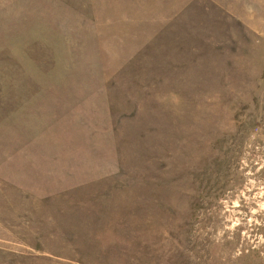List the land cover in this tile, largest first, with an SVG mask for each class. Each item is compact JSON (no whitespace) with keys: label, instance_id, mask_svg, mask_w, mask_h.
I'll list each match as a JSON object with an SVG mask.
<instances>
[{"label":"rangeland","instance_id":"374dc122","mask_svg":"<svg viewBox=\"0 0 264 264\" xmlns=\"http://www.w3.org/2000/svg\"><path fill=\"white\" fill-rule=\"evenodd\" d=\"M0 264H264V0H0Z\"/></svg>","mask_w":264,"mask_h":264}]
</instances>
